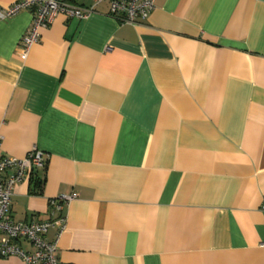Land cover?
Wrapping results in <instances>:
<instances>
[{
    "label": "crops",
    "instance_id": "crops-1",
    "mask_svg": "<svg viewBox=\"0 0 264 264\" xmlns=\"http://www.w3.org/2000/svg\"><path fill=\"white\" fill-rule=\"evenodd\" d=\"M109 9L60 14L26 57L32 10L0 18V152L47 156L13 218L65 215L60 264H264V0Z\"/></svg>",
    "mask_w": 264,
    "mask_h": 264
},
{
    "label": "built area",
    "instance_id": "built-area-1",
    "mask_svg": "<svg viewBox=\"0 0 264 264\" xmlns=\"http://www.w3.org/2000/svg\"><path fill=\"white\" fill-rule=\"evenodd\" d=\"M90 5L75 0H19L7 7L0 6V18H10L20 11L32 10L33 20L21 38L22 57H26L31 47L40 41L41 30L49 27L55 19L64 14L68 18L85 19L95 12L99 3H109V14L121 24L139 25L149 18L155 8L156 0H91ZM0 130V151L3 143ZM47 166L45 152L33 147L26 156L2 155L0 152V256H19L23 264H60L58 257V238L65 228L67 217L58 215L47 220H16L11 214V200L17 184L27 180L32 172ZM77 195L63 193L50 201L58 211ZM57 228V237L50 240L46 234ZM28 242L32 249L22 246Z\"/></svg>",
    "mask_w": 264,
    "mask_h": 264
}]
</instances>
